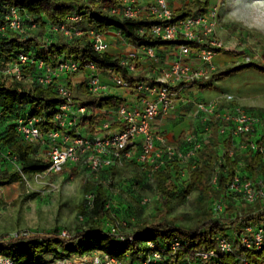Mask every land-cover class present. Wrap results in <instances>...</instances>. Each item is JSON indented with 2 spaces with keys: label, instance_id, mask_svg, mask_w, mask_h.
Listing matches in <instances>:
<instances>
[{
  "label": "trees",
  "instance_id": "obj_1",
  "mask_svg": "<svg viewBox=\"0 0 264 264\" xmlns=\"http://www.w3.org/2000/svg\"><path fill=\"white\" fill-rule=\"evenodd\" d=\"M125 0H0V71L18 62L19 55H26L33 60L21 65V79L13 75L0 73V186L14 182H22L26 176L43 173L48 168V160L37 157L38 150L46 149V145L38 142H29L16 130V120L20 117L35 116L39 119L38 125L43 133L53 129L54 113L64 101L57 93V86L63 79H56L49 85L37 82L38 70L36 62L55 67L60 60L75 61L80 69L92 63L103 74H117L130 87L136 82L144 80L152 83V79L143 74L131 73L126 66L120 63L121 55L105 52H96L88 38V31L107 35L109 30L119 32L120 38L135 48L167 46L181 43V41L162 42L150 35L140 34L139 29H148L154 24L162 23L153 16L136 18L124 17L111 13V9L123 5ZM136 4V3H135ZM206 0H190L178 9H173L174 19H181L193 11L205 10ZM8 6L18 7L24 14V25L29 29L26 32L1 30L4 15ZM77 16L71 21V16ZM67 25L81 31L80 34L64 35L51 30L53 26ZM46 29L57 34L55 38L46 36ZM254 64H240L216 71L205 86L212 87V81L220 79L233 72L239 71ZM135 68L138 64L135 61ZM264 72V67H252ZM82 74L81 70L72 74ZM80 88L88 94L86 99L73 97L78 105H85L92 111L113 109L124 103V100L113 95L95 97L86 88V77L82 74ZM65 81V79H64ZM67 82V81H65ZM70 84L69 82H67ZM211 83V84H210ZM201 84V83H196ZM174 89V88H173ZM175 90V89H174ZM261 119V136H264V110L258 113ZM106 115L96 113L83 119L81 125L89 124L93 128L96 120ZM101 120V119H100ZM216 123H221L217 121ZM209 127L210 137L203 141L197 156L187 162L176 159L166 160L162 166L152 171L155 180V193L164 211L161 218L141 226H133L131 233H125L124 239L119 240L106 229L97 228L78 229L68 237H61L59 231L51 234L32 235L28 238L10 240L0 243V255L12 258L16 264H50L57 258L80 256L92 251H102L112 257L120 259L123 264H141L142 260L153 251H160L165 256V264H182L191 261L193 264H264V237L260 248L244 247L239 240L243 229L247 225L261 227L264 231V200L257 199L253 203H246L234 199V195L227 193L228 181L232 178L238 164L241 163L242 172L247 173L253 180L264 182V161L260 154L252 151H238L233 156L228 155L232 141L229 133L216 135L215 126ZM87 130V129H86ZM192 132V131H191ZM193 131L196 139L202 137ZM247 137L243 136L245 140ZM190 146L187 143L188 149ZM4 162L14 163L15 168L7 172L1 170ZM132 162L139 164L132 160ZM140 165V164H139ZM142 166V165H141ZM84 170H87L84 168ZM106 170L113 171L115 167L105 168L97 173H91L99 179L92 186V205L89 209L80 206V210L87 211L91 220L110 219L116 223L110 214L107 202L109 191L100 174ZM150 170V169H149ZM186 170L182 176L181 171ZM216 175V183L211 184L212 175ZM194 188L210 199L208 212L203 210L194 224L179 225L174 219L168 218L165 210L169 207L171 197L186 198L189 189ZM223 202V210L217 216L211 211L214 200ZM224 236L232 242L231 251L223 253L217 246V237ZM129 237L132 239L130 240ZM173 239L179 241V246L172 250L170 243ZM150 242L153 247L147 245ZM212 250L213 256L204 261L196 256L197 253Z\"/></svg>",
  "mask_w": 264,
  "mask_h": 264
},
{
  "label": "built area",
  "instance_id": "obj_2",
  "mask_svg": "<svg viewBox=\"0 0 264 264\" xmlns=\"http://www.w3.org/2000/svg\"><path fill=\"white\" fill-rule=\"evenodd\" d=\"M134 0H125L123 5L111 9V13L120 14L128 18H136L143 15L153 16L162 21L154 24L148 29H139L140 34H147L162 42L181 41L177 46L176 58L167 66L160 68L159 73L152 79V83L144 80L136 82L134 87L124 81L117 74H101L94 64L90 63L80 69L75 61L60 60L55 67L44 65L39 61L35 63L38 70L37 82L41 85H49L56 79H63L57 86V93L64 100L54 113L53 121L56 126L43 133L39 128V119L35 116L20 117L16 120V130L29 142H38L46 145L48 156V168L45 173H59L67 164L79 165L86 168L89 173H97L105 168L121 164L127 159H134L154 171L164 164L166 160L176 159L187 162L197 156L203 141L210 137V125L216 123V135L229 133L232 141L228 149V155L233 156L236 150L252 151L260 154L264 161V136H261V119L257 112L250 110L235 100L231 93L223 94L222 98L228 105H223L221 110L215 101L195 102V112L201 115L204 128L202 141L196 139L192 132L184 135V141L190 146L186 150L170 145L163 133L154 128V122L159 117L169 115L176 107L177 91L185 86L196 83H206L211 80L217 71L215 64L216 55L224 49V42L219 36L220 26L219 13L216 7L210 6L205 10L193 11L190 15L174 19V11L167 0H149L145 5L135 4ZM71 21H76L77 16H71ZM24 32V14L15 6H8L4 15V23L1 30ZM74 28L65 24L53 26L54 32H61L70 36ZM81 31L74 29L73 34L78 35ZM116 35L120 36L119 32ZM88 38L92 48L96 52L109 50L110 43L106 35L88 31ZM140 52L129 50L121 56L120 63L127 70L135 73V61L139 53L146 55L149 59L156 61V54L152 47H141ZM29 60L26 55H19L18 62L4 67L0 73L13 75L21 79V65ZM81 70L86 77V88L95 96H103L109 86L119 87L131 94L135 99L133 103H122L113 109H102L92 111L85 105L75 104L70 85L65 82L73 73ZM102 77L106 78V81ZM65 79V81H64ZM108 81V82H107ZM175 90H174V89ZM110 114L113 119H102L95 123L93 130L83 133L81 122L96 113ZM243 136L247 138L242 139ZM1 164V161H0ZM242 164L227 184V193L234 195V199L246 203H253L257 199L264 200V182L260 179L253 180L247 173L242 172ZM186 175V170L181 171ZM211 184L216 183V175H212ZM93 193L85 196L86 207L92 205ZM146 198L141 199L145 203ZM223 210V202L216 199L211 204V211L218 216ZM109 232L119 240L124 239V233L119 226L112 225ZM36 233L28 230L12 231L0 236V243L28 238ZM61 237L69 234L61 230ZM264 231L261 227L247 225L244 227L239 240L246 247H261ZM131 240L132 238L129 237ZM152 248L153 245L147 242ZM179 246V241L173 239L170 243L172 250ZM217 246L223 253L231 251L232 242L224 237H217ZM212 250L196 254L197 257L206 261L213 256ZM165 256L153 250L141 264H165ZM0 264H16L15 261L4 255H0ZM50 264H123L115 257L102 251H92L80 256L57 258ZM182 264H193L185 261Z\"/></svg>",
  "mask_w": 264,
  "mask_h": 264
},
{
  "label": "rangeland",
  "instance_id": "obj_3",
  "mask_svg": "<svg viewBox=\"0 0 264 264\" xmlns=\"http://www.w3.org/2000/svg\"><path fill=\"white\" fill-rule=\"evenodd\" d=\"M175 1L179 5H185L190 0ZM206 1L207 7L214 6L218 10L219 35L227 48L215 57L218 62L217 71L248 63L264 67V0ZM29 29L34 28L24 25V32ZM46 36L56 38L57 34L46 29ZM114 37L115 40L110 42V46L121 47L126 53L130 45L127 42L123 44L118 35ZM136 62L138 67H141L139 62ZM256 66H249L213 80L210 90L202 89L197 93L198 97L203 98L212 94V98L198 101H215L218 106L226 105L222 96L231 93L243 106L260 113L264 110V72L252 68ZM73 77L71 75L67 80L70 79L71 83ZM77 80L79 81L80 77ZM69 85L75 98H87L88 94L80 88V84ZM116 90L120 93L119 89ZM105 118L112 120L111 116ZM100 119L104 118L100 117L95 123ZM85 125V129H89L87 128L89 124ZM199 125L203 130L201 119ZM200 128H197L198 131H201ZM37 157L48 160L47 153L42 147L38 150ZM114 167L113 171L102 172L100 180L108 188L107 206L116 223H112L110 219L91 220L87 211L83 213L80 210V206L83 205L88 209L85 196L91 192L92 186L99 179L79 165L67 164L59 173H37L26 176L22 182L0 186V236L17 230H28L38 235L64 230L72 235L81 228L106 229L116 224L125 234L131 233L136 224L143 226L160 219L164 207L157 199L152 172L143 165L126 160ZM14 168V163L4 162L1 166V170L7 172ZM142 198H146L147 201L141 203ZM209 205L210 199L205 194L190 188L186 198L171 197L165 214L179 225L189 226L194 224L201 211L208 212Z\"/></svg>",
  "mask_w": 264,
  "mask_h": 264
},
{
  "label": "crops",
  "instance_id": "obj_4",
  "mask_svg": "<svg viewBox=\"0 0 264 264\" xmlns=\"http://www.w3.org/2000/svg\"><path fill=\"white\" fill-rule=\"evenodd\" d=\"M134 1H136L135 3L139 5H145L149 2V0H134ZM167 1H168L169 6L173 8L174 10L183 6V5H179V3L176 2L175 0H167ZM185 2L183 4H185ZM218 33H219V30H218ZM114 35H116V32L114 30H109L107 32L106 38L109 41V43L115 40ZM124 42L125 41L123 40V44ZM226 49H227L226 46H224V49L222 51H226ZM129 50H137L138 52H140V49L135 48L131 45H130ZM154 51L156 54V61H153L149 59L146 55L139 53V57L136 61L139 62L141 67H138L135 73L143 74L145 77L149 79H153L154 77L158 75L160 68L167 66L171 61H173L176 58L177 46L175 44L167 45V46H160V47H156ZM108 52L114 55H116L117 53H120L121 56L125 54L121 50V47H114V46H110ZM217 63L218 62H216L215 64ZM78 75L71 78V83H70V79L67 80V82H69L70 84H73V83L80 84V81H82L83 78L81 79L82 74H78ZM78 77H80L79 81L77 80ZM102 78L104 81H106L105 77H102ZM210 88L212 87L205 86V83L183 87L181 90L177 91L175 109L169 115L164 116V117H159L156 119V121L154 122V128L157 131H160L161 133L165 135L167 142L170 145L176 146L180 148L181 150H186L187 143L184 141L185 133L189 132V130L190 132L198 131V129L200 128L199 120L201 119V115L200 114L197 115L194 113L195 112L194 103L199 102L198 100H201V99L209 100L212 98V94H209L208 96L203 98V97H198L197 93H199V91L202 89L210 90ZM116 89H119L120 93H118ZM103 95H113L115 97H119L124 100V103H128V104L133 103L135 100L131 96V94H129V92L121 88L114 87V86H109ZM226 105H228V103H226ZM222 107L223 105L219 106L218 109L221 110ZM102 114L106 115V117L111 116L110 114L101 112V115ZM85 126L86 125H84L82 129L83 133L90 132L91 130L90 129L86 130ZM186 129H188V131H185ZM200 130L202 129L200 128ZM196 134L202 137L201 133H196ZM132 160L134 159H127L126 161H132Z\"/></svg>",
  "mask_w": 264,
  "mask_h": 264
}]
</instances>
